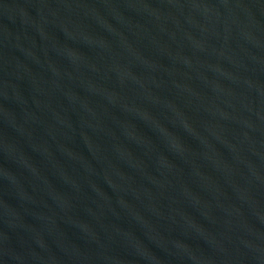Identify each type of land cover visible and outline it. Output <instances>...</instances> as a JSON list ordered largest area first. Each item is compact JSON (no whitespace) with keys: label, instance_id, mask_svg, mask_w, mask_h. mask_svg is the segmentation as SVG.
Returning <instances> with one entry per match:
<instances>
[{"label":"water","instance_id":"water-1","mask_svg":"<svg viewBox=\"0 0 264 264\" xmlns=\"http://www.w3.org/2000/svg\"><path fill=\"white\" fill-rule=\"evenodd\" d=\"M0 264H264V0H0Z\"/></svg>","mask_w":264,"mask_h":264}]
</instances>
